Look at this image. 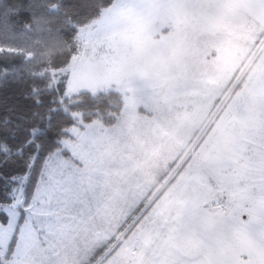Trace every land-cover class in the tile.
Masks as SVG:
<instances>
[{"label":"rangeland","instance_id":"374dc122","mask_svg":"<svg viewBox=\"0 0 264 264\" xmlns=\"http://www.w3.org/2000/svg\"><path fill=\"white\" fill-rule=\"evenodd\" d=\"M75 41L51 83L66 76L67 97L115 90L123 107L110 126L73 114L43 172L72 173L85 157L88 166L62 203L39 184L24 250L52 244L39 259L76 264L115 236L116 264H195L212 252L264 264V0H114ZM25 180L16 209L5 206L13 223ZM0 233L2 255L12 229Z\"/></svg>","mask_w":264,"mask_h":264},{"label":"trees","instance_id":"16d2710c","mask_svg":"<svg viewBox=\"0 0 264 264\" xmlns=\"http://www.w3.org/2000/svg\"><path fill=\"white\" fill-rule=\"evenodd\" d=\"M113 1L0 0V21L7 20V25L0 22V172L15 176V181L9 180L10 188L17 187L25 169L31 175L33 161L43 167L45 161L33 153L41 157L47 153L48 158L61 147L67 130L76 125L74 113L83 123L110 126L117 120L123 107L119 92L80 91L67 97L66 76L51 83L49 73L69 63L77 52L78 29L97 19ZM29 4L30 11H23ZM82 4L87 7L81 10ZM61 152L69 156L68 151ZM25 185L30 188V181Z\"/></svg>","mask_w":264,"mask_h":264},{"label":"snow or ice","instance_id":"6c2138e0","mask_svg":"<svg viewBox=\"0 0 264 264\" xmlns=\"http://www.w3.org/2000/svg\"><path fill=\"white\" fill-rule=\"evenodd\" d=\"M86 7L87 4L80 5L81 10ZM30 9L31 4L22 10L27 12L30 11ZM18 11H20V9H18ZM0 22L7 25L6 19ZM25 99H27V97H25ZM36 103L39 104L40 101L37 100ZM52 111L55 112L56 109L53 108ZM48 119L51 120V116H49ZM90 154L91 153L89 152V155ZM32 155L35 156L37 160H41L42 162L46 161L47 159V153H45L43 157H41L39 152L33 153ZM87 166L88 161L86 157L76 162V168L72 173H67V170L61 166H55L56 171L53 173L52 178L49 179V177L44 175L43 168L37 167L35 161H33L31 175H29L28 170L25 169V179L30 181L31 187L29 188L26 185L20 186L21 194L24 197L20 203L23 206L15 212L16 220L14 223L12 220L14 212L6 210L4 206L5 204H9L13 210L16 209V203H13L9 197V193L15 190L14 188L9 187V180L15 181V176L9 177L3 172H0V229H12V236L3 249V254L0 255V264H10L11 258L13 256L22 257L21 264H56V262L52 260L39 259V257H41L45 252L53 247L52 244H49V249L42 250L39 248V245L36 244L30 250L25 251L20 243V233L22 232L24 225L30 220L28 214L30 206L33 203H43V201L35 200V192L37 191L39 184L42 181L45 182L46 185L51 189L57 201L62 203L63 198L67 196L71 186L77 183L79 175L87 168ZM139 210V206L132 209L130 216L134 215ZM82 214L83 213L81 212V215ZM146 218L147 217L142 214L136 219V223L133 224V227L138 226L140 220ZM128 219L129 218H126V220ZM122 230L123 225L117 229L118 232ZM2 235L3 233H0V236ZM125 237L127 238V233L125 234ZM120 248L121 242H117L115 236L109 237L107 241L98 242L90 249H81V252L86 258L80 259L76 262V264H116L115 257Z\"/></svg>","mask_w":264,"mask_h":264},{"label":"crops","instance_id":"0c3cea01","mask_svg":"<svg viewBox=\"0 0 264 264\" xmlns=\"http://www.w3.org/2000/svg\"><path fill=\"white\" fill-rule=\"evenodd\" d=\"M177 1H187V0H177ZM235 210V214H236V218L238 221H242L245 222L246 220V213L245 212H240L238 209H234ZM227 211L221 212L222 214L226 213ZM239 214L242 215V217H239ZM245 217V218H244ZM214 260L217 261L218 263H222V262H226L227 264H245V262L247 261L244 255L241 256H237L235 254H225V253H217V252H212L209 253L208 255H206V259L200 258V259H191L192 261L195 260V264H209L206 263L207 261H211ZM233 262V263H232ZM192 264H194V262H192Z\"/></svg>","mask_w":264,"mask_h":264},{"label":"built area","instance_id":"2783aa9c","mask_svg":"<svg viewBox=\"0 0 264 264\" xmlns=\"http://www.w3.org/2000/svg\"><path fill=\"white\" fill-rule=\"evenodd\" d=\"M216 204H221V206H220V208H221V207H224V205L226 204V201H224V199H222V197H220L219 201H216L213 203V205H216Z\"/></svg>","mask_w":264,"mask_h":264}]
</instances>
